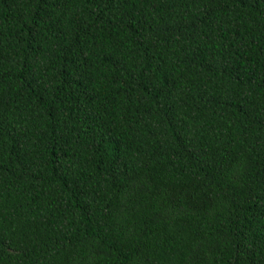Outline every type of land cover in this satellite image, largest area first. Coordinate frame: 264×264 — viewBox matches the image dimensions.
Listing matches in <instances>:
<instances>
[{"label": "trees", "instance_id": "trees-1", "mask_svg": "<svg viewBox=\"0 0 264 264\" xmlns=\"http://www.w3.org/2000/svg\"><path fill=\"white\" fill-rule=\"evenodd\" d=\"M0 264H264V0H0Z\"/></svg>", "mask_w": 264, "mask_h": 264}]
</instances>
